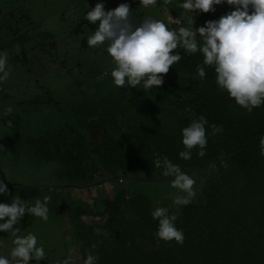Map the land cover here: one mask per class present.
<instances>
[{"label": "trees", "instance_id": "16d2710c", "mask_svg": "<svg viewBox=\"0 0 264 264\" xmlns=\"http://www.w3.org/2000/svg\"><path fill=\"white\" fill-rule=\"evenodd\" d=\"M125 3L130 6V18L136 17L137 2ZM158 7L165 11L162 5L148 6ZM229 7L216 8L214 15L200 12L199 18L218 20L230 12ZM169 14L173 19L168 21L180 20L177 14ZM77 33L81 34L74 28L69 35ZM21 36L25 45L32 42L28 35ZM50 43L46 41L45 46ZM81 43L85 48V39ZM37 45L45 52L42 39ZM176 53L181 60L162 74L161 86L145 88L142 81L135 88L127 83L117 87L113 79L103 76L97 91L85 94L84 87L80 97L67 104L68 119L63 115L59 124L40 126L39 122L33 133L26 134L20 116L3 121L8 127L9 123L15 126L7 134L12 156L29 154L56 162L53 169L58 184L83 190L94 187L97 178L113 183L112 198L100 195L91 204L67 209L69 232L79 246L73 253L78 264L89 253L99 257L97 264H264V154L260 143L264 104L247 111L218 87L214 67H206V76L200 79L201 52L189 54L178 47ZM29 105L32 111L48 103L32 99ZM201 115L208 122L206 154L199 156L197 146L191 158L184 160L179 156L185 151L181 130ZM213 125L222 131L214 135ZM156 157H167L182 171L193 167L186 172L196 181L191 203L173 206L171 211L169 204L144 192L146 185L157 182L161 188L171 185V177L162 175L163 168L154 166ZM120 178L125 180L123 185L118 184ZM158 207L177 214L175 226L185 237L182 245L158 240V220L151 215Z\"/></svg>", "mask_w": 264, "mask_h": 264}, {"label": "rangeland", "instance_id": "374dc122", "mask_svg": "<svg viewBox=\"0 0 264 264\" xmlns=\"http://www.w3.org/2000/svg\"><path fill=\"white\" fill-rule=\"evenodd\" d=\"M135 1L139 11L131 20L136 26L148 17L161 20L169 29L176 31L180 27L190 26V16L193 18L194 29L210 21H202L198 10L192 13L184 10L181 7L184 0H168L167 3L165 0H156V5H162L167 12L159 11V7L158 9L142 7L140 0ZM97 3L104 4V10L109 11L125 3V0H0V54L7 52L9 71L8 79L0 81V182L8 188V194H0V203L10 204L12 199L18 196L29 206H34L37 200L43 201L45 196L51 197L48 202L47 222L26 212L19 224L14 225V228L21 229L19 233L21 236L35 234L37 246L44 247L45 258L40 261L30 260L29 264H58V261L68 256L78 264L79 259L77 260L73 253L79 246L76 244V237L69 232L70 216L67 215V209H73L77 204L82 207L84 202L91 204L100 195L112 198L111 181L97 178L94 187L88 186L83 190L72 186H60L55 175L56 169H53L55 165L58 166L56 162L36 159L29 154L25 157H13L14 151L11 153L7 134L11 135L12 129L15 131V126L9 123L8 127L3 122L12 115L20 116V120L25 121L23 131L26 134L33 133L39 122L40 126L59 124L63 115L64 120L68 119L67 104L76 100L75 96L77 99L80 97L82 88L85 87L83 90L85 94H91L99 88L101 77L108 76L109 81L113 79L111 71L116 65L106 51L107 42L94 48L87 45V39L94 34L98 22L91 23L85 16ZM226 4L224 2L214 5L215 11L209 13L214 15L216 8L222 10ZM228 9L235 10L233 6ZM169 13L177 14L180 20L174 23L168 21L167 19H173ZM83 21L86 25L82 23ZM74 28H78L81 34L77 33L70 37V31ZM21 35H28L32 42L25 45ZM41 39L45 52H40L42 45L40 49L37 47V42ZM83 39L85 48L81 43ZM48 40L55 45L50 43L45 46ZM197 41L202 43L199 36ZM32 99L46 101L48 105L38 106L36 110L31 111L29 102ZM57 103L60 104L58 108L54 106ZM9 107L13 111L5 115V110ZM27 109L30 112L25 115ZM58 109L61 110L60 113ZM63 177L66 178L67 174H63ZM124 183L125 180L120 178L118 184ZM158 184L160 183L146 185L143 190L145 193L150 192L159 202L169 204L171 211L174 210L173 206L180 208L182 205L173 202L174 196L180 194V190L170 184L164 188ZM4 222L0 220V223ZM13 239L10 233L0 231V256L10 258L11 249L14 247ZM147 245L150 247L151 243Z\"/></svg>", "mask_w": 264, "mask_h": 264}, {"label": "clouds", "instance_id": "9594fccd", "mask_svg": "<svg viewBox=\"0 0 264 264\" xmlns=\"http://www.w3.org/2000/svg\"><path fill=\"white\" fill-rule=\"evenodd\" d=\"M224 2L235 10L218 20L207 21L196 29L190 16V26L180 27L178 31L169 29L163 21L151 17L145 18L139 26L134 25L127 3L119 4L109 11L104 10V4L97 3L85 16L91 23L98 22L94 34L87 39V45L94 48L107 42L106 51L116 65L111 71L114 84L124 87L127 83L134 88L142 81L145 88L161 86L162 74H167L170 67L181 60L179 53L173 54L178 47L189 54L199 51L203 54V66H197L200 79L205 78L206 67H214L218 87L234 98L236 104L251 112L253 108L264 104V0H184L181 7L188 13L197 10L208 13L215 11L214 5ZM139 3L144 7L155 6L156 0H140ZM197 36L202 39V43L197 41ZM7 60V52L0 54V81L8 79ZM12 111L11 107L7 108L5 115ZM207 123V119L201 115L181 130L185 151L179 153L180 158L190 159L191 150L197 146L200 149L199 156L206 154ZM211 127L214 135L222 131L221 126ZM260 143L264 154V137H261ZM153 163L156 168H163V176L174 177L171 186L184 193L175 196L174 204L186 206L191 203L196 195L194 178L167 157H156ZM222 166L227 167V164L222 162ZM0 194H8L7 185L3 182H0ZM50 199L45 196L43 201L37 200L34 206H29L18 196L10 204L0 203V220L5 221L0 223V231L10 233L14 238L10 258L0 256V264H29L30 260L45 258L44 247L37 246V236L33 233L21 236V229L14 228V225L19 224L26 212L47 222ZM151 215L158 220V240H174L180 245L184 243L183 231L175 226L177 214H170L166 207H158ZM98 259V256L89 253L83 264H97ZM58 264L75 262L68 256L58 261Z\"/></svg>", "mask_w": 264, "mask_h": 264}, {"label": "water", "instance_id": "95a60500", "mask_svg": "<svg viewBox=\"0 0 264 264\" xmlns=\"http://www.w3.org/2000/svg\"><path fill=\"white\" fill-rule=\"evenodd\" d=\"M226 3V2H225ZM249 11L251 12V8L249 9ZM193 169V167H191V168H188L187 170H185V171H183V172H188V171H190V170H192ZM174 177H171L170 179H173ZM154 181H156V180H154Z\"/></svg>", "mask_w": 264, "mask_h": 264}, {"label": "crops", "instance_id": "0c3cea01", "mask_svg": "<svg viewBox=\"0 0 264 264\" xmlns=\"http://www.w3.org/2000/svg\"><path fill=\"white\" fill-rule=\"evenodd\" d=\"M38 187H41V186H38ZM55 187V186H54Z\"/></svg>", "mask_w": 264, "mask_h": 264}]
</instances>
